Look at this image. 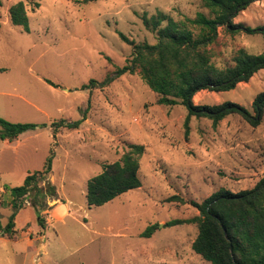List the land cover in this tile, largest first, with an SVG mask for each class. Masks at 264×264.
I'll use <instances>...</instances> for the list:
<instances>
[{
	"label": "rangeland",
	"instance_id": "374dc122",
	"mask_svg": "<svg viewBox=\"0 0 264 264\" xmlns=\"http://www.w3.org/2000/svg\"><path fill=\"white\" fill-rule=\"evenodd\" d=\"M1 1L0 118L47 127L12 142L0 139V220L6 225L12 214L5 188L21 186L28 173L42 169L52 149L50 178L68 213L60 218L53 210L45 212L42 234L36 209L26 203L16 216L18 236L0 237V264H210L192 249L197 224H164L198 216L191 201L201 203L219 190L255 187L264 176V117L252 127L241 116L229 115L217 128L207 118L193 117L187 140L186 108L159 105L157 94L137 74L123 75L105 88L81 89L91 80L103 81L131 58L133 46L117 30L135 43L156 44L157 33L145 27L144 15L194 18L204 11L201 0ZM18 1L26 5L30 32L11 22L9 9ZM35 3L40 6L34 8ZM235 22L264 25V0L251 4ZM240 48L263 53L264 35L222 33L215 63L233 65ZM263 91L261 70L233 90L201 91L194 102H233L252 110ZM61 119L84 121L78 129H60L55 139L51 124ZM131 144L146 149L142 186L89 207L88 180L118 161ZM174 196L183 201H168ZM155 223L163 226L141 237Z\"/></svg>",
	"mask_w": 264,
	"mask_h": 264
},
{
	"label": "trees",
	"instance_id": "16d2710c",
	"mask_svg": "<svg viewBox=\"0 0 264 264\" xmlns=\"http://www.w3.org/2000/svg\"><path fill=\"white\" fill-rule=\"evenodd\" d=\"M99 0H82L89 4ZM260 0H201L204 11L194 18L176 20L172 16L158 12L142 17L145 27L157 33V43H135L122 32L118 35L133 46L131 58L122 67H115L103 81L91 80L82 90L105 88L126 74H137L141 80L157 94V103L163 106H183L187 110L184 120L185 138L188 140L193 117L207 118L214 128L229 115H239L252 127H258L264 117V91L259 93L253 109L233 102L219 105H197L194 97L201 91L223 92L235 89L240 83H247L264 70V52L249 53L238 49L233 56V65L219 67L214 58L216 46L224 35L263 34L264 25L253 28L235 19L251 4ZM2 1L0 0V6ZM35 3V7H39ZM13 25L30 32L26 5L18 1L9 9ZM2 25L0 23V32ZM111 61L110 58H108ZM47 82L56 86L51 81ZM84 119L60 121L51 124L56 134L62 128L78 129ZM0 139L12 142L21 134L47 127V124L15 123L0 118ZM144 145L131 144L130 150L118 161L103 166L102 172L87 182V203L89 207H101L113 202L117 197L142 186L139 171ZM55 151L52 149L40 170L28 173L21 186L9 188L12 214L6 225L0 220V237L14 239L18 236L16 216L28 203L37 211V220L43 234L46 228L45 212L54 206L51 201L59 199L57 187L51 182ZM179 197L168 198V201ZM183 201V199H179ZM199 215L188 219H173L164 227L197 224L198 234L192 249L210 264H264V176L255 187L233 193L219 190L201 203L191 201ZM158 223L149 225L141 237L149 238L158 229Z\"/></svg>",
	"mask_w": 264,
	"mask_h": 264
},
{
	"label": "crops",
	"instance_id": "0c3cea01",
	"mask_svg": "<svg viewBox=\"0 0 264 264\" xmlns=\"http://www.w3.org/2000/svg\"><path fill=\"white\" fill-rule=\"evenodd\" d=\"M6 142H9L8 140H5ZM27 175V174H26ZM50 180H51V178H50ZM51 182H52V180H51ZM53 183V182H52ZM54 184V183H53ZM59 200V199H58ZM58 200H54V201H52V202H59L60 204H53V205H51V206H54L51 210H53V216L54 215H56V214H60V218H62V217H64L67 213H68V208L67 207H65L66 206V203H64V202H61L60 200L58 201ZM51 202V203H52ZM50 203V204H51Z\"/></svg>",
	"mask_w": 264,
	"mask_h": 264
},
{
	"label": "water",
	"instance_id": "95a60500",
	"mask_svg": "<svg viewBox=\"0 0 264 264\" xmlns=\"http://www.w3.org/2000/svg\"><path fill=\"white\" fill-rule=\"evenodd\" d=\"M10 194V192H8ZM6 199H8L9 201H11L12 197L11 195H6L5 196ZM163 225L161 224L160 227H162Z\"/></svg>",
	"mask_w": 264,
	"mask_h": 264
}]
</instances>
